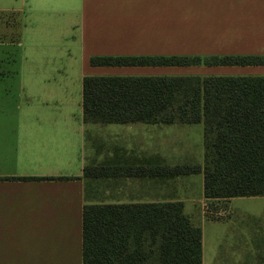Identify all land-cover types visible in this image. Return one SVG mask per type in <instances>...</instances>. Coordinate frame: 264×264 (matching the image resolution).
Wrapping results in <instances>:
<instances>
[{
  "label": "crops",
  "instance_id": "obj_1",
  "mask_svg": "<svg viewBox=\"0 0 264 264\" xmlns=\"http://www.w3.org/2000/svg\"><path fill=\"white\" fill-rule=\"evenodd\" d=\"M211 54L264 55V0H0V264H83L86 198L180 201L201 229L202 264H264V196L207 199L203 171L184 180L200 177V208L173 188L178 176L170 169L178 165L164 133L175 124H116L122 128L104 137L84 122L86 76L264 75V66L90 64L93 57ZM74 66L76 97L66 79L57 81ZM88 135L109 148L97 152ZM200 160L203 166L204 149ZM88 165L105 173L88 180ZM89 181L112 191L100 188L104 199H89ZM206 205L225 216H211Z\"/></svg>",
  "mask_w": 264,
  "mask_h": 264
},
{
  "label": "trees",
  "instance_id": "obj_2",
  "mask_svg": "<svg viewBox=\"0 0 264 264\" xmlns=\"http://www.w3.org/2000/svg\"><path fill=\"white\" fill-rule=\"evenodd\" d=\"M90 64L264 66V55L111 56L93 57ZM82 106L90 124L203 122V166H173L171 178L203 171L210 200L264 196V75L86 76ZM103 171L88 165L84 177L96 179ZM82 258L83 264H202V232L180 201L86 198Z\"/></svg>",
  "mask_w": 264,
  "mask_h": 264
},
{
  "label": "rangeland",
  "instance_id": "obj_3",
  "mask_svg": "<svg viewBox=\"0 0 264 264\" xmlns=\"http://www.w3.org/2000/svg\"><path fill=\"white\" fill-rule=\"evenodd\" d=\"M17 26H18V23H16L14 16H12L11 17V27H12L13 32H15V29L17 28ZM211 55H217V54H211ZM202 56H206V55H202ZM74 68L75 69L73 71L68 72V75H66L64 72L63 73L58 72L57 74L59 76H57V81L61 79H66L69 88L72 89L71 93L73 94V97L74 96L76 97L78 90L81 88V77L79 76L80 71L78 70V66H74ZM206 72L207 71L205 70L196 71V73H203V74ZM60 89H63V91L67 90L66 87H61ZM73 111H75L74 107H73ZM91 128H93L92 130H94L92 131V134H99V131H101L104 137H107V136L109 137L115 133L116 128H122V127L116 124H106V125L93 124L91 125ZM167 132H169V135ZM203 135H204V131H203L202 124L201 125L175 124L170 127H166L165 133H164L165 140H166L165 151L168 154H170L172 165H178V166L199 165L201 163L200 150L202 149L203 151L204 149L203 148ZM88 139L90 143L97 150L100 146L102 148L105 147V149L109 148V146H105L103 144L101 145L97 137L95 136L88 135ZM168 141H169V144H168ZM97 152H99V150ZM92 166H97V165H92ZM186 177L178 176L176 178L177 180L176 183L173 184V188L180 189V192H182L183 194L186 192L187 193L186 198H194L196 201V204H198L200 208V203L198 200L200 196V181H199L200 177L198 175H193V177H189V178H192L191 184L186 183V181H184ZM93 180H96V179H93ZM202 185L204 186V179H203ZM105 187H108V189L112 191L113 185L99 184L98 181H94V182L89 181L87 184V188H86L88 198L94 199V200L104 199L105 190H103V194L102 193L100 194V188L102 189ZM126 187H129V186L126 185ZM122 195L125 196V195H128V193L123 191Z\"/></svg>",
  "mask_w": 264,
  "mask_h": 264
},
{
  "label": "built area",
  "instance_id": "obj_4",
  "mask_svg": "<svg viewBox=\"0 0 264 264\" xmlns=\"http://www.w3.org/2000/svg\"><path fill=\"white\" fill-rule=\"evenodd\" d=\"M206 211H208L210 213L211 216L213 217H223L225 216V211L221 210V211H213L206 205L205 206Z\"/></svg>",
  "mask_w": 264,
  "mask_h": 264
}]
</instances>
